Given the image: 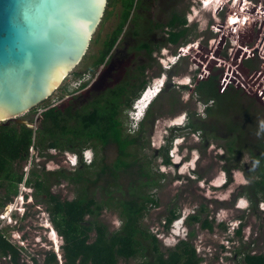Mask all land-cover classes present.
<instances>
[{"label":"rangeland","instance_id":"1","mask_svg":"<svg viewBox=\"0 0 264 264\" xmlns=\"http://www.w3.org/2000/svg\"><path fill=\"white\" fill-rule=\"evenodd\" d=\"M145 1L150 6L146 7ZM216 1L214 0L213 4L208 7L206 6V8L198 0H178L176 2V8L179 12L182 15L186 14L190 16L188 17V23L191 25L189 26V36L186 38V43L182 48L176 49L175 46H168L167 49L169 52L163 51L164 54L161 58H165L164 56L166 55L169 56V53L173 54L179 50L182 51L188 45H199L198 49L192 50V53L185 57L182 56L183 58L180 57L178 60L174 59L170 61L165 60V63L162 61L164 66L168 64L170 66L175 62V65L173 64L174 66H171V69H175L177 72L175 75L179 76V78H185L189 82L182 88L177 87L171 82L168 90H164L152 103L150 115L147 118L146 114L142 122L132 120V113L129 112L132 109V104L139 108L140 103L137 100L138 98L132 101L129 108L123 109L119 117L123 136L133 137L137 133L138 127L141 124L144 125V131L141 136V144L144 146L142 148L130 146L126 149V152L130 156L138 158L140 164L148 162V169L150 170L152 179L157 181V186L147 189L143 188L146 193L156 200L157 206H147V210L141 221L142 227L146 228L151 235L155 233L156 237L154 236V238L158 241V245H160L162 250H166L168 248L165 245H170L173 241L169 237L170 235H168L169 230L167 229L165 234V230L162 229L164 217L168 214V211L175 209L176 214L180 216L191 211L197 214L201 207H203L205 212L199 213L200 219L207 218L212 223V232L200 230L198 224H188L187 228V233L192 234L189 241L197 252L200 249L202 250V248H205L206 252L208 249L211 250L208 261H205L203 264H242L240 257L234 255V251L240 248L241 244L244 246V249L254 251L258 254L264 253V211L259 209L260 203H264V200L259 199L261 195L256 196V205H252L248 211L241 212L235 209V205L239 199H248L246 195H240V192L251 181L260 180V176H258L259 165L247 151L241 152V155L230 156L226 152L225 145L232 144L231 142L234 138L239 135L245 147L259 148L261 145L263 149L259 150L258 154L264 158V63L256 57L253 61L246 62L251 68H249L248 72L244 69L242 63L238 62L233 63L232 67L229 65H226L225 68L214 67L215 70L217 69L214 72L216 74V85L225 91L229 90V95H232L231 98H221L219 100L218 105L223 110L220 114L217 113L215 100L214 102H211L212 100L203 102L198 97V94L189 91L192 86V77L202 72L200 69L202 67L201 64H204V76L209 74V70H207L199 54L201 48L207 46V39L213 37L209 31L210 26L219 23V26L225 28L230 21L231 14L229 6L232 0L230 2L226 0L218 15L215 14L214 4ZM118 2L119 0H110L109 8L105 15L102 14L95 33L90 40V45L84 53V57L78 66L67 76L68 78L63 80L64 82L58 90L46 101H43L41 105L29 113L17 117L16 120H23L34 124V129H36L40 122L39 114L48 107L61 106L73 98L71 105L75 111L80 112V109L101 95L117 88H124L129 78H132V81L139 80L141 76L139 75L137 66L147 65L143 73V78L147 81L145 88L147 85H151L154 80L153 78L159 77L164 72V68L159 64L158 59L154 58V55L148 59L143 52L138 53L139 46L133 48L137 46V41L134 38L132 39L130 35L133 31L145 30L147 11H149L152 21L164 24L171 8V3L167 0H133V6L124 28L128 32L126 36L129 37L121 41L119 46L110 53V60H108L106 68L96 67L97 60L101 55L104 45L108 43V39L120 22L122 12L120 3ZM164 31L165 29L157 31L158 39L164 35ZM252 34L251 36H253ZM229 48H232V44H230ZM159 56L161 55L158 54L157 57ZM195 66L199 67L198 72L195 70ZM168 73L170 74V71ZM78 81H81L83 84L85 82V85L88 86L87 88L90 87V83H94L89 90L91 92L87 93L85 91L79 95L73 92L74 83ZM229 84L231 86H227ZM167 95L172 100L173 105L171 106L167 102L169 101ZM198 102L206 104V109L209 110L208 115L206 114V109L203 111L204 106L202 108L198 106ZM186 120L188 124L190 122L200 124L201 131L194 133V136L190 135L185 137L188 132L181 128V124H186ZM176 122L178 124H173ZM170 124L178 127L170 126ZM230 131H237L236 135ZM183 137H185V145L180 151L179 158L176 152L174 153V159H172L174 162L182 161V163L176 166L170 161L171 165H163L159 155L160 150L165 145H171L175 139L182 140ZM200 140L201 142L197 143ZM180 142L176 141V143ZM171 147L174 148L173 146ZM83 152H86V155L92 157V162L96 158L100 161L104 157L108 165L113 164L118 156L114 145H108L104 148L97 146L95 149L88 146L80 154H77L79 159L80 156L82 158ZM254 152L256 153V150ZM47 153L53 156V158L39 157L36 156L38 153L32 151L31 154L32 156L34 155V162L30 165V161L22 164L21 172H24L25 176H28L30 170L33 168V164H37L38 166L36 168L38 169L41 166L45 167V170L48 172L59 169H64L69 172L74 171L78 167V165L75 168L70 167L67 161V158L72 159L71 156L73 154L70 152L59 153L54 150L42 153V156H46L45 154ZM126 160L128 162L130 159ZM194 160H197V163L194 164L197 182H192V175L189 178L187 170L189 164L194 162ZM99 168L98 162L97 165L89 170L87 173L89 177L86 178L93 179L95 173L99 171ZM222 169L229 170V176H223ZM227 178L229 180H227L223 188H215L213 191L208 186L209 183L210 185L214 183L218 185L222 180L225 181ZM130 179L132 180L133 177L126 175H120V178L117 179V184L123 194H120L118 190L116 191L110 186L107 189L104 188L106 191H100L99 187H105V184L103 181H99L96 184L98 189L93 191L92 196L97 202L105 201L107 194L105 195L104 192L109 190L113 200H115L114 198L117 200L121 198L126 200L128 199L126 187H128ZM201 184H203V190L199 188ZM93 186L94 184L88 185V196H90ZM23 191V200H17L16 206L21 205L23 207L25 205L26 215L19 221V231L25 237L27 247L24 256L19 254V264H30L31 259H35L36 264H40L42 255L48 252L55 255L58 264H63L60 248L62 246L61 239L52 233L54 230L51 227L46 212V205L34 202L30 186H25ZM77 191V185L68 184L66 181H60L58 184L54 182L51 186V193L64 201L73 199ZM16 194L10 200H13ZM210 195L217 196L218 200H207L206 198ZM229 199L232 201L220 202V200ZM19 216V212L13 210L10 213L12 220L10 229L6 225L4 227V223L0 221V230H4L9 234L13 232V219L16 217L19 218ZM240 219L243 222L241 242L235 239L234 243H225V241L231 240L234 237V234L233 237L231 234L237 229L239 224L238 220ZM97 220L105 225L109 233L116 231L120 227V219L117 213L112 210L102 209ZM3 221L7 220L4 219ZM222 221L223 223L232 222L231 227L232 229L234 228V231H231V234L227 238L224 232L218 228V224ZM161 231H163L164 236L170 239H160L158 234H161ZM225 234H227L226 231ZM50 240H52V243ZM249 243H253V246ZM141 259L137 257L127 262L119 261L118 264H135ZM0 262H2L1 264H9V261H5L4 259L3 261L0 260Z\"/></svg>","mask_w":264,"mask_h":264},{"label":"trees","instance_id":"2","mask_svg":"<svg viewBox=\"0 0 264 264\" xmlns=\"http://www.w3.org/2000/svg\"><path fill=\"white\" fill-rule=\"evenodd\" d=\"M109 2L110 0H106L103 15L106 14L109 8ZM132 2L133 0H119L118 3H120L122 12L120 22L108 39V43L104 45L97 60V68L106 66L109 53L124 31L133 6ZM169 25L171 31H169V37L163 45L178 46L181 41L184 43L189 36V29L184 28L186 20L183 17L175 16ZM199 55L202 58V53ZM253 60L254 57L252 56L242 63L247 72L250 66L246 62ZM206 68L209 70V74L200 77L194 75L189 91L198 94L203 102L209 100L214 102L215 100L217 113L220 114L223 110L218 105L219 100L221 98H231L232 95H229V90L225 91L215 84L216 74L214 72L217 69L215 70L214 66L208 64H206ZM176 73L175 69L170 70V75ZM144 88L145 85H143L141 91H135L137 93L128 90L126 85L124 88L111 90L84 106L80 109V112L74 110L71 105L73 101L71 98L66 104L52 108L48 107L43 110L39 114L40 122L36 129L28 128L13 121L0 123V210L16 194L17 186L25 176V173L21 172L22 164L29 161L30 164L34 162L32 151L38 153L36 156L52 159L53 156L48 155V153L45 154L46 156H42V153L55 150L59 153L80 154L88 146L94 149L97 146L104 148L108 145H114L116 147L118 156L111 165L105 162L104 157L100 161L96 158L90 165H86L80 156L78 167L74 171L67 172L64 169H59L48 172L45 167L41 166L38 169L36 168L38 165L33 164V168L25 178L24 183L32 189L34 202L46 205L51 227L62 241L63 264H118L119 261L127 262L137 257L142 259L135 264H201V260L197 257L195 248L190 241L180 242L172 248L162 250L154 236L149 234L141 224L147 206H157L156 200L144 189L157 186V181L152 179L148 162L140 164L138 158L130 156L126 152V149L130 146L140 148L144 146L141 144L144 125L141 124L138 127V131L133 137L123 136L119 116L123 109L129 108L132 101L139 97ZM205 111L208 115L209 110L206 109ZM146 114L148 118L150 108ZM188 128L192 132L201 131L200 124L196 123L190 122ZM230 132L236 135L237 131ZM231 143L225 145L226 152L230 156L241 155V152L247 151L253 160L258 162L260 180L251 181L240 192V195L248 197L252 205H256L257 195H261L259 199L264 200V158L258 154L259 150L263 148L261 145L259 148L245 147L239 135ZM168 149L169 146H166L159 152L162 163L166 166L171 164ZM126 159L130 160L126 162ZM98 162L100 168L95 173V177L91 180L86 178L89 177L87 175L89 170ZM222 170L224 175L229 176V170ZM120 175L133 177L132 180L130 179L128 187H126L128 199L121 198L117 200L114 198L115 200H113L108 190L104 192L105 195L107 194V199L97 202L92 195L93 191L98 189L96 184L99 181H103L105 184V187H99L100 191H106L104 188L107 189L110 186L123 194L117 184ZM60 181L77 185L78 191L73 199L64 201L51 193L53 183L58 184ZM92 184H94L93 190L88 196L87 187ZM102 209L117 213L120 219L119 229L109 233L105 225L97 220ZM204 212L205 209L201 207L196 215L189 218L188 223L198 224L200 230L212 232V223L207 218L200 219L199 213ZM252 212L254 213V211ZM175 218H177L175 209H170L163 221L165 231L168 229L169 223ZM218 228L225 232L224 225L219 224ZM242 228L243 224L235 231V237L239 242L242 239ZM191 237L192 234L190 233L189 238ZM249 244L253 246V243ZM234 255L240 257L242 264H264V254L244 249L242 244L240 248L234 251ZM3 259H9L10 264H19L17 250L8 243L4 235L0 234V260L3 261ZM31 261L36 264L35 259H31ZM40 264H58V262L55 255L48 252L42 255Z\"/></svg>","mask_w":264,"mask_h":264},{"label":"water","instance_id":"3","mask_svg":"<svg viewBox=\"0 0 264 264\" xmlns=\"http://www.w3.org/2000/svg\"><path fill=\"white\" fill-rule=\"evenodd\" d=\"M106 0H0V123L50 98L84 57Z\"/></svg>","mask_w":264,"mask_h":264},{"label":"built area","instance_id":"4","mask_svg":"<svg viewBox=\"0 0 264 264\" xmlns=\"http://www.w3.org/2000/svg\"><path fill=\"white\" fill-rule=\"evenodd\" d=\"M234 1L236 0H232L231 5L229 6L231 16L227 26L224 28L219 26L218 23L211 25L209 28L213 37L207 39V46H205V48H201L200 52L202 53L201 60L205 63V66L209 63L208 65H212L217 68H225L226 65L232 67L233 63H243L252 56L264 63V0H237L236 4L233 3ZM200 2L205 8L212 3V0H200ZM225 2L226 0L219 1V4L215 9L216 15L219 14L220 9ZM227 2H229V0H227ZM236 7L237 9L235 10ZM239 19L240 21L238 22ZM251 34L253 36H251ZM230 44H232V48H229ZM198 48L199 45H188L186 48L182 49V51L179 50L177 53L174 52L172 55L174 58L178 56L185 57L192 53V50ZM201 66L202 67H200V69L202 72L197 74L198 77L205 75L204 64H201ZM195 67V70L198 72L199 67ZM67 78L68 77L65 79ZM181 83L185 84L186 82L177 81V84L183 85ZM82 84L83 83L81 81L75 82L73 88L77 89L82 86ZM227 86H231V84ZM90 162L91 156L87 159V163ZM26 176H23L22 182L18 184V193L14 196L13 200H9L0 210V221L4 223V227L6 225V227L10 228V223H12L10 213L13 212V210L19 212V218L23 219L26 215L24 209L25 205L23 207L21 205L16 206L17 200H23V189L26 186L24 183ZM19 218L16 217L13 219L15 229L20 227L19 221H21V219L19 220ZM4 219L8 221L7 224V221H3ZM0 234L4 235L8 243L15 247L18 254H22L24 256V252L26 250V239L21 238L22 233L13 231L9 234L4 230H0ZM153 236L156 237V234L154 233ZM158 236L162 239V234H158ZM195 252L197 257L201 260V264L208 261L210 254H202L200 250L197 252L196 249ZM7 260L9 261V259ZM30 264H33L32 261Z\"/></svg>","mask_w":264,"mask_h":264},{"label":"clouds","instance_id":"5","mask_svg":"<svg viewBox=\"0 0 264 264\" xmlns=\"http://www.w3.org/2000/svg\"><path fill=\"white\" fill-rule=\"evenodd\" d=\"M219 1L220 0H217L216 2H215V4H214V6H215V9L217 8V5L219 4ZM237 1V0H236ZM236 1H234L233 3L234 4H236ZM199 2H200V0H199ZM213 2H214V0H212V3L211 4H213ZM229 2H230V0H229ZM200 4H201V2H200ZM210 4V5H211ZM209 5V6H210ZM206 8V7H205ZM165 51V50H164ZM171 53H169V56L168 55H166V56H164L165 58H162V61L165 63V60L166 61H170V60H178V58H180V56H178V57H176V58H174L173 57V55L171 54ZM170 57H171V59H170ZM175 65V62H173L170 66H168V65H166V66H164L163 64H162V62H161V66H162V68H164V72H162V74L159 76V77H157V78H153L154 80H153V82L151 83V85H147V87L140 93V95H139V97H138V101H139V103H140V105H141V100L144 98V94H146L148 91H150V92H152V91H154L155 89V87L153 86L157 81L160 83L159 84V88H158V90H157V92L155 93V94H153V96L148 100V102H146L145 104H144V107H143V109L141 110V108L139 107V108H137V107H135L134 106V104H132L131 105V110L129 111V112H131L132 113V116H131V119L132 120H134V121H137V122H142V120L145 118V116H146V113H147V111H148V109L150 108V106L152 105V103L158 98V96L163 92V90H164V88H165V86H166V84L167 83H169V82H171L172 81V78H170V75H169V71L171 70V68ZM172 66V67H171ZM189 82V80H187V82L186 83H188ZM185 83V84H186ZM185 84H183V85H185ZM83 85V84H82ZM181 86V85H180ZM198 106H200L201 108H202V106H204V108H203V111H204V109H206V104H204V103H199L198 102ZM170 126H173V125H170ZM181 128H183L184 129V131H186V132H188L187 133V135L185 136V137H188V136H190V135H192V136H194V133H197V132H192V130L191 129H189L188 128V123H187V120H186V124H181ZM173 127H178V126H173ZM167 128H170V127H167ZM166 133V132H165ZM185 137H183L182 138V140H180V139H175L172 143H171V145L169 144V149H168V155H169V160L172 162V164L173 165H176L177 166V164L178 165H180L181 163H182V161H177V162H174L172 159H174V153H178L177 154V156H178V158H179V154H180V151H181V149H182V147H184V145H185ZM176 141H181L180 143H176ZM184 142V143H183ZM199 142H201V140L200 141H198L197 143H199ZM169 143H170V141H169ZM183 143V144H182ZM171 146H173L174 148H172ZM164 147H166V145L164 146ZM163 147V148H164ZM176 151H175V150ZM72 159L70 158V159H68L67 158V161L69 162V164H70V167L71 168H75V167H77V165L79 164V157L77 156V154H73L72 156ZM88 157H90L89 155H86V152H83V155H82V161H83V163L84 164H86V165H90L91 163H92V157H91V162L90 163H87V159H88ZM170 162V163H171ZM195 163H197V160H194V162H191L190 164H189V166H188V177L190 178L191 177V175H192V182H196V180H197V178H196V175H195V173H196V168H195ZM171 165V164H170ZM189 170H190V172H189ZM223 173V172H222ZM223 176H224V173H223ZM224 179V178H223ZM227 181L225 180H222L217 186H213V188L215 189V188H220V187H222V186H225V183H226ZM200 188H201V190H203L202 188H203V186H201L200 185ZM231 194H233V193H231ZM216 198L218 199V197L216 196ZM223 200H220V202H222ZM240 201L242 202L243 201V203H240ZM263 204V205H262ZM240 205H243V207L242 208H240ZM262 205V206H261ZM236 207H235V209L236 210H238V211H241V212H244V211H248L250 208H251V206H252V204H251V202H250V200L249 199H247V198H242V199H239L238 201H237V204L235 205ZM259 206V205H258ZM259 209H261L262 211H264V203H260V206H259ZM194 215H196L195 213H193L192 211L191 212H189V213H187V214H185V215H180V216H178L177 215V218H175V219H173L170 223H169V225H168V230H169V232H168V235H170L169 237L170 238H172L173 239V241L170 243V245H165L167 248H172V247H174L175 245H177L178 243H180V242H188L189 240H190V238H189V235H190V233L188 234L187 233V228H188V220H189V218L190 217H192V216H194ZM20 219H22V218H19V220ZM238 222H239V224H238V227H237V225H236V227H237V229H239V227H240V225L241 224H243V222H242V220L240 219V220H238ZM223 223V221L220 223V224H222ZM231 224H232V222H226V223H223L222 225H224V227H225V231H226V233L227 234H225V232H224V235L226 236V238H227V236H229L230 234H231V231H234V228L232 229V227H231ZM219 225V224H218ZM231 227V228H230ZM19 228L20 227H18L17 229H15L14 227H12V231H16V232H20L19 231ZM10 229V228H9ZM162 229H163V225H162ZM236 229V230H237ZM176 230L178 231L177 233H176ZM235 230V231H236ZM167 231V230H166ZM166 231H165V234H166ZM235 231L231 234V236L233 237V234H234V237L231 239V240H227V241H225V243H227V242H231V243H234V241H235V239H237L236 237H235ZM52 233L54 234V236H56L57 237V235H56V233L55 232H53L52 231ZM161 234H163V236H162V238H163V240L164 239H170V238H168L167 236H164V233H163V231H161ZM21 238H25L23 235L21 236ZM238 240V239H237ZM50 242L52 243V240H50ZM61 243H62V241H61ZM27 247V246H26ZM61 248V247H60ZM222 250H223V248L222 247H220ZM58 250H59V248H58ZM206 249L205 248H202V250L200 249V251H201V253L202 254H205V255H209L210 253H211V250L210 249H208V251L206 252L205 251Z\"/></svg>","mask_w":264,"mask_h":264},{"label":"flooded vegetation","instance_id":"6","mask_svg":"<svg viewBox=\"0 0 264 264\" xmlns=\"http://www.w3.org/2000/svg\"><path fill=\"white\" fill-rule=\"evenodd\" d=\"M167 1H170V3H171V8H170V11L168 12V18H167V20H166V22L164 23V24H162V23H159V22H157V21H152L151 20V17H150V15H149V11H147V15H146V18H147V20H146V22H145V30H138V31H133L132 33H131V35L130 36H132L131 38L133 39L134 38V40L135 41H137V46H135V47H133V48H137L138 46H139V48H138V53H140V52H143V54H145L146 55V57L148 58V59H150V57H152L153 55H154V58H157L158 59V62H159V64H161V62H162V58L161 57H163V54H164V52H169V50L167 49V47L168 46H174V45H171V44H167V45H163V44H165V41H166V39L169 37V31H171V26L169 25V23H170V21L175 17V16H178V17H183V19H185L186 20V26L184 25V28L186 29H189V26H191V25H189L190 23H188V15H186V14H181L180 12H179V10L176 8V2H178V0H167ZM199 1V0H198ZM146 2V7H148V6H150L149 5V3L147 2V1H145ZM105 9V8H104ZM147 21H149V22H147ZM160 29H165V31L163 32L164 33V35L160 38V39H158V36H157V34H158V30H160ZM173 30V29H172ZM190 31V30H189ZM128 32L127 31H125V29H124V31L122 32V34L120 35V37L118 38V40H117V43L115 44V46H114V48H112V50H111V52L112 51H114L118 46H119V44L121 43V41H123L124 39H126V38H128L127 36H126V34H127ZM185 43H186V40L184 41V43H183V41H181V43H180V45H178V46H180V47H178V46H175L176 47V49H178V48H182L184 45H185ZM178 47V48H177ZM127 49V48H126ZM165 50V51H164ZM164 51V52H163ZM110 52V53H111ZM110 53H109V56H108V59H107V62H106V66H107V64H108V60H110ZM149 53H151L150 55H149ZM156 54V55H155ZM158 54H160L161 56H159V57H157L158 56ZM106 66L104 67V68H106ZM147 65H145V66H137L138 67V72H139V75L141 76L140 77V79L139 80H137V81H132V78H129L128 80H127V82H126V88L128 89V90H131V91H137V92H139V91H141V88L143 87V85H145L146 86V83H147V81L143 78V73H144V71H145V67H146ZM174 70V69H173ZM177 74V73H176ZM170 75V74H169ZM170 78H172V84H175L177 87H180V88H182V87H184V85H181L180 86V84H177V81H181V82H183L184 80H185V78H182V77H180L179 78V76H177V75H175V74H173V75H170ZM173 80H175V81H173ZM187 80V79H186ZM185 80V81H186ZM171 82H169V83H167L166 84V86H165V88H164V90L165 91H167L168 90V87L170 86V84H171ZM94 83H90V87L89 88H87L88 86H86L85 85V82H84V84L82 85V86H80L79 88H77V89H75V88H73V92H76V94L77 95H79V94H81V93H83V92H87V93H90L89 92V90H90V88L92 87V85H93ZM129 84V85H128ZM181 84H183V83H181ZM216 84V83H215ZM85 85V87H83ZM128 85V86H127ZM154 85H159V82L157 81ZM153 85V86H154ZM157 87V86H156ZM167 87V88H166ZM216 87V86H215ZM163 90V91H164ZM137 92H135V93H137ZM156 93V91L155 92H151V96H153V94H155ZM166 95V94H165ZM81 96V95H80ZM160 96V95H159ZM158 96V97H159ZM168 96V95H167ZM74 97V96H73ZM73 99V98H72ZM146 100V99H145ZM168 100L169 101H167V97H166V101L168 102V104H169V106H171V105H173L172 104V100H170L169 99V96H168ZM174 102V101H173ZM213 102V101H212ZM177 119V118H176ZM173 124H178V123H173ZM180 124V123H179ZM171 125V124H170ZM196 182H197V180H196ZM247 185H249V184H247ZM201 186H203V184H201ZM208 186H209V188H211V189H213V191L215 190L214 188H213V186H217V184H213V185H210V183L208 184ZM224 186H222V187H220V188H223ZM200 188V187H199ZM201 189V188H200ZM207 189V188H206ZM204 198H205V195H204ZM230 198H231V196H230ZM207 200H209V201H214V200H218L217 198H216V196H214V195H210V196H208V198H206ZM224 201H227V202H231L232 200L231 199H229V200H223L222 202H224ZM253 213V212H252ZM264 254V253H263Z\"/></svg>","mask_w":264,"mask_h":264},{"label":"bare ground","instance_id":"7","mask_svg":"<svg viewBox=\"0 0 264 264\" xmlns=\"http://www.w3.org/2000/svg\"><path fill=\"white\" fill-rule=\"evenodd\" d=\"M208 3H209V2H208ZM208 3H207V4H208ZM240 19H241V18H240ZM240 19L238 20V22L240 21ZM238 22H237V23H238ZM65 78H66V77H64L63 80H64ZM63 80H62V81H63ZM63 82H64V81H63ZM63 82H62V83H63ZM156 86H157V87H156ZM154 87H155V88H154L155 90L152 91V92H155V91L157 92V90H158V88H159V85H154ZM151 95H152V94H151L150 91H148L146 94H144V98L141 100V105L139 106V107L141 108V110L143 109L142 107H144V102H145V103L148 102V100L152 97ZM146 97H147V98H146ZM145 98H146L147 101L145 100ZM179 120H180V119H179ZM177 122H178V121H177ZM177 122H176V123H177ZM241 203H243V201H242ZM242 206H243V205H240V208H242Z\"/></svg>","mask_w":264,"mask_h":264}]
</instances>
